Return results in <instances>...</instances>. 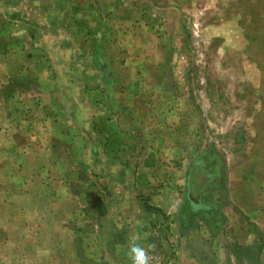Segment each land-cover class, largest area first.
Wrapping results in <instances>:
<instances>
[{
  "label": "rangeland",
  "instance_id": "374dc122",
  "mask_svg": "<svg viewBox=\"0 0 264 264\" xmlns=\"http://www.w3.org/2000/svg\"><path fill=\"white\" fill-rule=\"evenodd\" d=\"M101 82L128 210L69 136ZM132 235L152 264H264V0H0V264H131Z\"/></svg>",
  "mask_w": 264,
  "mask_h": 264
},
{
  "label": "crops",
  "instance_id": "0c3cea01",
  "mask_svg": "<svg viewBox=\"0 0 264 264\" xmlns=\"http://www.w3.org/2000/svg\"><path fill=\"white\" fill-rule=\"evenodd\" d=\"M35 1H39V0H35ZM49 17L53 18L52 15H50ZM49 23L51 25L55 24L51 20ZM56 29H57V26H56ZM41 31H44V30L41 29ZM59 31H62V32H59ZM58 32L61 33V38L59 37L61 42L69 41L67 34H65L66 37L62 35L64 31L61 29L56 30V32L54 33L46 30L43 36H45L46 39L48 40H54L55 35H57L56 37L60 36ZM77 71L78 69L76 71L74 69V71L72 72H77ZM74 82H77V81L74 80L71 85H73ZM100 84H101L100 86L95 88V91L100 93V94L99 93L97 94L101 96L99 97L97 101H92V103L87 106L85 104H81L80 102L77 104L78 105L77 108L80 111L90 110L92 112L90 113L89 111V115H88L89 117H87L86 128L83 129L79 123H76V128L73 129V131L75 132L71 133L69 136L74 137L73 134H75L76 137H79V139L82 140V145H80V147L82 146L81 151H83L86 155H89V154L95 155L96 158H98V160L96 161V166H98L99 170H101L104 175H106L107 172L111 174V177H113V179L110 183L107 182L109 184V190L114 191L116 190V187H119L118 192L116 194L117 199L115 200L114 207L124 208L123 210H128V206L125 207L124 205L126 203L128 205L129 202H131V205L134 207L137 204V200L135 198L134 181L131 180L130 178L119 180V178L121 177L119 171L121 168L124 167V165L121 164V162L118 160L117 157H115V153L116 152L121 153L123 151V148L114 147V149H110L108 148L110 144H105V142L101 143V139L104 140L103 138H105L106 136L110 138L114 136L112 132H115V131L112 130L113 128L110 129L109 125L117 126L116 123L118 122L119 118H120V121H122L120 113L125 112L127 110V107H125L127 103H126L125 97L124 98L117 97L116 99L114 98L109 99L107 97V92L105 91V87L109 85L105 86L102 82ZM78 86L79 85H76L75 88ZM101 91L105 93L104 97L101 95L102 94ZM93 114H94V117H96L99 120V123L101 124L99 125V127H97L99 129L97 128L95 129L92 126ZM76 118L77 117L75 116L70 118L71 122L75 123ZM95 138L96 140L99 139L97 143L95 141ZM128 168L130 169V166ZM115 178L117 179V181L115 180ZM123 216L126 217V215H123Z\"/></svg>",
  "mask_w": 264,
  "mask_h": 264
},
{
  "label": "clouds",
  "instance_id": "9594fccd",
  "mask_svg": "<svg viewBox=\"0 0 264 264\" xmlns=\"http://www.w3.org/2000/svg\"><path fill=\"white\" fill-rule=\"evenodd\" d=\"M138 239L139 237L136 235L129 237V245L126 255L131 261V264H152V261L155 260L156 257L150 255V253L155 252L156 245L153 243L143 246L137 243Z\"/></svg>",
  "mask_w": 264,
  "mask_h": 264
}]
</instances>
